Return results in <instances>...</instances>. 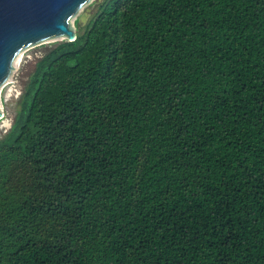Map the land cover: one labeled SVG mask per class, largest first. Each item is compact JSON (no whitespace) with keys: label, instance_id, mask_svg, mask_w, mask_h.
<instances>
[{"label":"trees","instance_id":"1","mask_svg":"<svg viewBox=\"0 0 264 264\" xmlns=\"http://www.w3.org/2000/svg\"><path fill=\"white\" fill-rule=\"evenodd\" d=\"M0 139V264H264V0H103Z\"/></svg>","mask_w":264,"mask_h":264},{"label":"water","instance_id":"2","mask_svg":"<svg viewBox=\"0 0 264 264\" xmlns=\"http://www.w3.org/2000/svg\"><path fill=\"white\" fill-rule=\"evenodd\" d=\"M90 1L0 0V90L24 50L56 38L75 41L72 20Z\"/></svg>","mask_w":264,"mask_h":264},{"label":"rangeland","instance_id":"3","mask_svg":"<svg viewBox=\"0 0 264 264\" xmlns=\"http://www.w3.org/2000/svg\"><path fill=\"white\" fill-rule=\"evenodd\" d=\"M103 0H91L85 5L77 17L72 20V26L76 33L78 28L76 20L85 16L81 22L86 25L95 13L97 6ZM63 41L62 38H56L45 41L42 44L24 50L18 57L17 65L11 72L7 83L0 90V101L2 107V118H0V139L11 128L16 113L20 110L21 96L24 93L25 87L29 82L30 77L35 71V66L39 58L47 52L53 44Z\"/></svg>","mask_w":264,"mask_h":264},{"label":"bare ground","instance_id":"4","mask_svg":"<svg viewBox=\"0 0 264 264\" xmlns=\"http://www.w3.org/2000/svg\"><path fill=\"white\" fill-rule=\"evenodd\" d=\"M19 56H20V55H19ZM19 56H18V57H19ZM19 58H20V57H19ZM17 59H18V58H17ZM15 65H17V61L15 62Z\"/></svg>","mask_w":264,"mask_h":264}]
</instances>
